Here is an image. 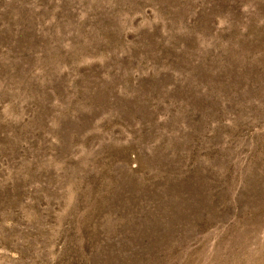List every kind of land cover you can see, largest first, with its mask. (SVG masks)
Returning a JSON list of instances; mask_svg holds the SVG:
<instances>
[{"label":"rangeland","instance_id":"374dc122","mask_svg":"<svg viewBox=\"0 0 264 264\" xmlns=\"http://www.w3.org/2000/svg\"><path fill=\"white\" fill-rule=\"evenodd\" d=\"M0 264H264V0H0Z\"/></svg>","mask_w":264,"mask_h":264}]
</instances>
